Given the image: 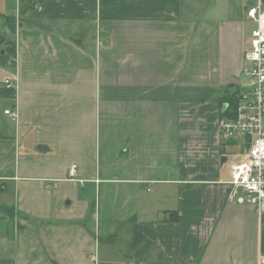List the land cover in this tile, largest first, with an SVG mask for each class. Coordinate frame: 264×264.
Returning <instances> with one entry per match:
<instances>
[{
    "label": "crops",
    "instance_id": "obj_1",
    "mask_svg": "<svg viewBox=\"0 0 264 264\" xmlns=\"http://www.w3.org/2000/svg\"><path fill=\"white\" fill-rule=\"evenodd\" d=\"M259 2L0 0V264H259L264 213L200 142Z\"/></svg>",
    "mask_w": 264,
    "mask_h": 264
},
{
    "label": "built area",
    "instance_id": "obj_2",
    "mask_svg": "<svg viewBox=\"0 0 264 264\" xmlns=\"http://www.w3.org/2000/svg\"><path fill=\"white\" fill-rule=\"evenodd\" d=\"M245 17L253 22L244 51V62L249 68H242L252 81L248 89L237 91L233 100L225 103L224 114L218 121L223 139L242 138L244 156L238 158L229 169L228 185L243 191V201L257 214L264 213V3H257L246 9ZM7 87L12 82L5 80ZM10 118L16 112L4 110ZM246 148V149H245ZM68 178L77 177V166L72 164ZM82 182V180H79ZM259 264H264L260 258Z\"/></svg>",
    "mask_w": 264,
    "mask_h": 264
},
{
    "label": "rangeland",
    "instance_id": "obj_3",
    "mask_svg": "<svg viewBox=\"0 0 264 264\" xmlns=\"http://www.w3.org/2000/svg\"><path fill=\"white\" fill-rule=\"evenodd\" d=\"M252 27L253 26H252L251 23H249V22L245 23V30L246 31L249 30V29H252ZM242 68H249V65L246 62H244ZM242 68H241L240 73L238 74V76H236L234 78V80L236 81L234 83V86H232L231 89L228 90L230 94H232V92H234V91H238L239 92V91L248 89L251 86V84H252V81L245 75V73L242 71ZM217 133H218V139H219V146L218 147L211 145V143L215 142V140H216L215 131L213 132V136L214 137L213 136L202 137L200 142H201V145L203 143H207V145H208V147L210 149H214L216 147V150L223 151L222 155L218 154L220 156L217 157V159H219L218 160L219 161V165H221L220 158L222 156H225L226 160H225V162L222 163L221 166H218V171L220 172V174L222 176L228 177L229 169H230L231 165L238 158H241V157L244 156V150H243V147H242L243 139L242 138L238 139L236 137H233V138H231L229 140L223 139L221 134H219L220 132L218 130V126H217ZM77 171H78V168H77ZM77 175H78V173H77ZM47 183L49 184L50 187H53L55 185V183L53 181H49ZM241 190L242 189L240 188L239 191H241Z\"/></svg>",
    "mask_w": 264,
    "mask_h": 264
},
{
    "label": "water",
    "instance_id": "obj_4",
    "mask_svg": "<svg viewBox=\"0 0 264 264\" xmlns=\"http://www.w3.org/2000/svg\"><path fill=\"white\" fill-rule=\"evenodd\" d=\"M4 39H5V37L2 35V34H0V47H1V45H2V42L4 41ZM0 52H3V50L0 48ZM225 109V105L224 106H222V110H224ZM225 160H226V157H221V163H223V162H225Z\"/></svg>",
    "mask_w": 264,
    "mask_h": 264
},
{
    "label": "trees",
    "instance_id": "obj_5",
    "mask_svg": "<svg viewBox=\"0 0 264 264\" xmlns=\"http://www.w3.org/2000/svg\"><path fill=\"white\" fill-rule=\"evenodd\" d=\"M235 92H237V91H234V92H232V94H230L229 96H227L226 97V100H230V101L233 100V97H234ZM7 209L10 210V208H7Z\"/></svg>",
    "mask_w": 264,
    "mask_h": 264
}]
</instances>
